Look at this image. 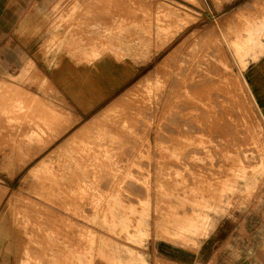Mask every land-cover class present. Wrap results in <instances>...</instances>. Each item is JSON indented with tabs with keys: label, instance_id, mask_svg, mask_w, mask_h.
I'll return each mask as SVG.
<instances>
[{
	"label": "rangeland",
	"instance_id": "rangeland-1",
	"mask_svg": "<svg viewBox=\"0 0 264 264\" xmlns=\"http://www.w3.org/2000/svg\"><path fill=\"white\" fill-rule=\"evenodd\" d=\"M261 3L0 0V264H264Z\"/></svg>",
	"mask_w": 264,
	"mask_h": 264
},
{
	"label": "crops",
	"instance_id": "crops-1",
	"mask_svg": "<svg viewBox=\"0 0 264 264\" xmlns=\"http://www.w3.org/2000/svg\"><path fill=\"white\" fill-rule=\"evenodd\" d=\"M19 7L16 5V11ZM255 24L254 28L258 29L259 24L264 26V3L256 5L255 8ZM23 18L21 17L20 20ZM15 26H19V23H15ZM263 34L259 42L263 46L262 52L250 61L244 72L243 81L248 91L249 97L256 111L258 118L264 126V28L262 27Z\"/></svg>",
	"mask_w": 264,
	"mask_h": 264
},
{
	"label": "bare ground",
	"instance_id": "bare-ground-1",
	"mask_svg": "<svg viewBox=\"0 0 264 264\" xmlns=\"http://www.w3.org/2000/svg\"><path fill=\"white\" fill-rule=\"evenodd\" d=\"M22 96V95H21ZM226 126V125H225ZM226 128V127H225ZM113 130V129H112ZM214 131V130H213ZM216 132V131H215ZM112 135V134H111ZM110 135V136H111ZM226 135H227V133H226ZM237 138V137H236ZM228 139V138H227ZM222 142V141H221ZM225 143V142H224ZM229 143V142H228ZM226 148V147H225ZM199 157V156H198ZM197 158V157H196ZM227 159V158H226ZM226 163V162H225ZM236 172V171H235ZM238 172V171H237ZM205 173V172H204ZM240 173V172H239ZM226 175V174H225ZM235 175V174H234ZM230 176V175H229ZM236 177V176H235ZM238 177H239V175H238ZM231 179V178H230ZM222 180V179H221ZM220 181V180H219ZM205 182V181H204ZM223 187V186H222ZM48 189V188H47ZM53 190V189H52ZM196 191V190H195ZM53 194V193H52ZM48 209V208H47ZM44 211V210H43ZM53 211V210H52ZM167 211V210H166ZM48 212V211H47ZM160 213V212H159ZM167 213V212H166ZM136 223V222H135ZM55 224V223H54ZM56 225V224H55ZM59 228V227H58ZM121 238V237H120ZM26 250V249H25ZM101 256V255H100ZM128 262V261H127ZM129 264V263H128Z\"/></svg>",
	"mask_w": 264,
	"mask_h": 264
}]
</instances>
